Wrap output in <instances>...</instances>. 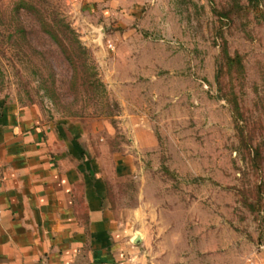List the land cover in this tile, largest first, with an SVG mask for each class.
Returning <instances> with one entry per match:
<instances>
[{
    "label": "rangeland",
    "instance_id": "obj_1",
    "mask_svg": "<svg viewBox=\"0 0 264 264\" xmlns=\"http://www.w3.org/2000/svg\"><path fill=\"white\" fill-rule=\"evenodd\" d=\"M121 1L99 18L0 0V99L85 129L141 264H249L264 249V0Z\"/></svg>",
    "mask_w": 264,
    "mask_h": 264
},
{
    "label": "crops",
    "instance_id": "obj_2",
    "mask_svg": "<svg viewBox=\"0 0 264 264\" xmlns=\"http://www.w3.org/2000/svg\"><path fill=\"white\" fill-rule=\"evenodd\" d=\"M71 1L99 18L122 3ZM117 15L128 23L129 15ZM85 132L0 99V264L143 262L137 234L130 236L105 204L106 179L89 171ZM249 264H264V249Z\"/></svg>",
    "mask_w": 264,
    "mask_h": 264
},
{
    "label": "trees",
    "instance_id": "obj_3",
    "mask_svg": "<svg viewBox=\"0 0 264 264\" xmlns=\"http://www.w3.org/2000/svg\"><path fill=\"white\" fill-rule=\"evenodd\" d=\"M250 1V3H252L253 4V0H249ZM254 6H257V4L256 5H254ZM72 33H75V32H73L72 31ZM77 44H78V46L83 50L84 48L82 47V45L80 44V42H79V40L77 41ZM223 52H224V59H223V63H225V64H228L229 66L231 65V64H234V63H238V64H240L241 63V59H240V56L239 55H237V56H235V57H232L229 53H228V50H227V48H224V50H223ZM95 84L96 85H103V83L97 78V77H95ZM235 111H234V115L236 116V117H240V113H239V107H238V104L237 103H235Z\"/></svg>",
    "mask_w": 264,
    "mask_h": 264
},
{
    "label": "water",
    "instance_id": "obj_4",
    "mask_svg": "<svg viewBox=\"0 0 264 264\" xmlns=\"http://www.w3.org/2000/svg\"><path fill=\"white\" fill-rule=\"evenodd\" d=\"M141 239H142L141 235L140 234H137L136 239H135V242H140Z\"/></svg>",
    "mask_w": 264,
    "mask_h": 264
}]
</instances>
